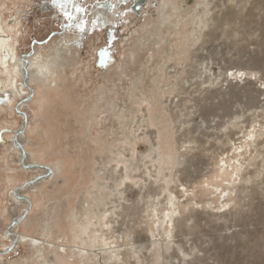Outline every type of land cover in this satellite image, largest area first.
<instances>
[{"label":"rangeland","instance_id":"1","mask_svg":"<svg viewBox=\"0 0 264 264\" xmlns=\"http://www.w3.org/2000/svg\"><path fill=\"white\" fill-rule=\"evenodd\" d=\"M208 1L210 9L219 7L216 11L223 5L241 8L244 2ZM164 4L170 6L169 10ZM201 4L202 0H66L60 7L53 0H0L4 15L20 8L22 58L31 60L37 53L36 57L46 58L47 54L66 64L59 72L54 61L45 64L47 75L51 70L60 75V79L53 78L56 83L49 84L47 100L41 99L44 85L35 76L29 85L34 95L20 112L22 99L8 107V99L14 98L12 93L0 94V264H100L82 262L73 252V246L78 245L79 226L103 229L105 221L98 220L95 193H110L104 200L108 205L101 204L100 210L118 213L112 216V226L119 244H123L122 237L128 242V232L131 238L135 235L132 232L147 238L145 245L149 249L143 251L147 259L133 257L129 263L162 264L163 250L152 245L149 233L154 218L151 205L166 204L169 188L180 190L177 195L181 198L182 184L191 190L211 176L219 153L207 148L206 143L196 166L199 173H193L196 167L189 175L180 173V139L190 137L192 132V136L204 138L203 130L209 132L213 121L227 122L226 127L219 128V136L226 133L229 117L220 110H206L221 98H212L209 91L219 88L212 84L218 79L220 82L227 70L237 69L241 61L239 19L230 28L223 22L211 27L210 15H203L206 10ZM169 11L171 16L164 24L162 14ZM81 22L83 31L77 27ZM197 27L203 28L202 32H196ZM211 32L213 36L208 37ZM196 33L200 34L194 36ZM75 39L79 40L77 47ZM39 61L40 58L33 61V66L37 68ZM0 79L8 80L4 76ZM262 81H255L256 89L264 88ZM244 82L243 79L239 85L243 87ZM221 83L227 92L230 85ZM239 97L236 99L235 94L232 102L243 107L246 99ZM260 106L247 111L248 117L253 112L255 116L243 129L231 124L235 139L243 137L247 126L257 125L256 130L261 131L257 146L261 142L264 145V108ZM25 121L26 153L36 165L51 168L52 176L38 183L33 191L22 193L20 200L14 197V190H27L38 176L33 171H22V164L12 161L17 157L13 130ZM183 131L187 132L185 137ZM253 153L245 162L249 168L244 173L251 176L250 189L257 185L256 192L264 197L260 194V187H264V156ZM7 164L16 169V174L7 173ZM257 168L262 170L261 176L253 175ZM11 175L13 182L9 183ZM164 175L173 182L167 184ZM160 182L168 188L165 194H160ZM241 198L242 203L236 207L231 203L233 213L242 217L237 223L234 217L225 219L213 214L216 210L210 205L205 212L203 196L192 199L193 206L181 208L175 232L181 237L189 264H264V204L249 209L244 203L250 198ZM185 200L186 197L180 199ZM87 202H93L91 212L85 209ZM194 214L203 216L202 226L196 227L199 223L189 218ZM17 215H21V222L14 225L12 217ZM92 217L95 218L88 225ZM231 226H236L238 235L225 240L230 244L226 246L220 236L232 232L228 229ZM185 229L188 237L181 232ZM175 247L172 245L166 255L177 252L175 264H183L184 255ZM206 247L208 251L204 253Z\"/></svg>","mask_w":264,"mask_h":264},{"label":"bare ground","instance_id":"2","mask_svg":"<svg viewBox=\"0 0 264 264\" xmlns=\"http://www.w3.org/2000/svg\"><path fill=\"white\" fill-rule=\"evenodd\" d=\"M243 1L244 2H242L241 8L240 6H233V5L224 6L223 5V7H221L218 11H216L219 8L218 6H215V7L213 6L214 8L210 9L209 8L210 2L208 1L207 3V0H202L201 5H203L206 10L204 11L203 15L204 16H207V14L210 15L209 22L211 21V25H210L211 27H214L213 25H216V27H218L223 22L227 28H230V24L233 23L235 19H239L238 21L239 44L238 45H240L239 49H240L241 61L239 60L240 65L237 66L238 67L237 69H231L230 71L227 70L222 77L221 81L222 82L224 81L226 82L225 84L230 85V88L227 92L222 89L223 86L225 85L221 83V81L219 82V79L217 80L215 84L214 83L212 84L211 82L209 83L212 85L220 86L219 88H216L213 91H209V93H211L210 96L215 99L220 98V97L221 98H220V102L211 103L210 104L211 106H207L206 110H213V111L220 110V112H223L225 116L229 117L230 126L227 125L228 128L226 129V133L223 132L222 133L223 135L220 134L222 136H219V128L221 126L224 127L227 122L223 124V122L213 121L214 125L213 124L209 125V128L207 129V131L209 132L206 133V131L203 130L204 138L200 136H192L193 132L189 131V133L192 132L190 137L180 139V142H181L180 149H183L182 151H180L181 155L179 156V160H178V166L181 165L182 167V169L179 170L180 173L186 176L192 172L191 168L196 167L198 165V161L203 157V153L205 152V143H206L207 148L212 147L213 149H216V151L219 153L217 157L215 158L214 168H213V171H211L212 173L211 176L205 181L198 182L197 186H195L191 190L189 188L190 186L187 187L182 184V186L184 187L181 191V196L186 197V200L183 202L180 201L182 197L179 198L177 195L178 192H180V190L177 192H174L173 188H169L170 195H168L166 198L167 199L166 204H164L163 206L162 205L158 206L159 204L151 205V208L153 209V212H154V218L151 219L152 225L150 226L149 233H151V236L153 239L151 240L153 242L152 245L158 249L163 250L164 261L162 262V264H175V261L179 259V258L173 259L175 256H177L176 255L177 252H174V254H171V255L168 253L169 256L166 255V252H168L171 249L172 245H175L176 246L175 249L184 255L185 259L183 260L184 261L183 264H189V261L186 259L188 256L185 255V249L182 244L181 237L177 235L178 232H175V230L177 229L176 228L177 222L180 221L179 218L182 216L181 208L185 209L188 206H193L192 201L196 200L197 197L203 196L205 198L203 200V202L205 203V212H207L208 208H211V207H208V205H210L213 207V209L216 210L215 212H213V214H216V215L219 214L221 215L222 218H225V219L234 217L233 221H235V223L239 222L242 219V217L236 213H233L234 210H232L233 207H231L232 202L235 203V207H236L237 205L240 204L241 200L243 199L241 197H244V198L249 197L250 198L249 202L244 203L245 206L249 207V209H252L253 206L255 205L258 207V205L264 204V201H263L264 197H260V195L257 193L258 191L256 192V188H258L257 185L251 187L250 189L248 184L250 183L251 176L248 177L247 174L244 173V171L248 170L249 168V166L247 167L245 166V164L247 163L246 161L248 160L249 154L251 155L253 152H257L260 155L264 156V151L261 150V148L264 146V145L262 146L263 142H261L260 146H257L258 145L257 142H259L257 139L261 131L256 130L257 125L252 126L250 124L252 127L251 128L248 126L246 127V132H244L243 137H238L237 139H235L234 138L235 135L233 134L234 130H232L231 128V124H235L234 126L236 128L243 129L244 124L247 125L253 120L255 116V112H253L252 114L250 113L252 116L249 115V117L246 114L250 108L255 107L258 109L259 104H261L260 106L261 108H264V98H263L264 88H259V89L255 88V81L257 79L261 81L264 80V0H251V1L243 0ZM166 5L167 4H164V6ZM169 7H170L169 5L166 6L167 9ZM15 11L16 9L14 11L9 10L8 12L9 16L5 19H3L2 17V15L4 14L0 12V56H1L0 76H4L5 78L8 79V80L0 79V94H3L5 92L12 93L14 98H10V100L8 99L9 101L8 107H12L13 102L16 101V99L18 98L24 99L25 97L31 95V91L26 89L29 87L27 83L25 82V80H24V86L26 88L23 85L22 87H19V84H22V81L24 79V77L19 72V69L21 67L20 63H24V62L18 61V50H19L18 46L20 45V38L22 34L21 26L23 22L20 20L19 17H16L18 13H14ZM171 13L172 12L170 11L164 14L161 13L164 24L171 16ZM200 29L201 27H197V29L195 30L196 32L198 31L202 32L203 28L202 30ZM1 34H4V36H1ZM199 34L200 33H196L194 36H198ZM212 34L213 33L211 32L208 35V37L213 36ZM78 41L79 40L74 41L75 46H78L79 44ZM68 45H71V44H68ZM57 54L59 55V53ZM39 58H40V61L38 62V67L37 68L33 67V64L31 63V61H37ZM25 60L28 64L27 73L29 75V79H28L29 85L32 83L31 79L34 76L37 78H41L42 79L41 81L44 85V89L41 93V99L47 100L48 99L47 89H49L50 87L49 84L56 83L55 81H53L54 77L56 79L58 78L60 79V75H58V73L54 72L53 70H51L50 74L48 75L45 72L47 70V67L45 64H49L54 61L52 58V55H48L46 58H42L41 56L38 55L37 57L32 58L31 60H28L27 58ZM45 60L48 62H44ZM54 62H55L54 68L57 69V71L58 70L61 71L60 69L64 68L63 61H62L63 64L61 63L59 59H57ZM206 68H207V65L205 64V72H206ZM243 79L245 80L244 82L245 87L244 85H242L243 87L239 85L240 83L243 82ZM179 93L181 94V92ZM222 94H225V95L222 96ZM235 94L237 96L236 99H238V95L242 97V99L244 98L246 99V102L243 107L240 104H237V102L235 103L232 102V98L233 96H235ZM236 99L235 101H237ZM27 103L28 102H26L22 106L19 105L20 110L18 111L20 112ZM232 105L233 107L231 108ZM226 106L228 107V110H226L227 109ZM223 107H224V110H223ZM23 126H24V123H22L18 127V129L13 130L14 132L19 131V130L21 131L17 137L14 136V145L18 146V148L22 151L21 153V151H19L17 147H16L17 149L15 148L17 150V157L12 161L17 162L18 164H22L24 151H26L23 145H25L26 143L27 136H26V129L25 131L23 130L25 126L24 127ZM249 129H250V132H249ZM186 134L187 132L183 131L184 137ZM253 146H255L256 148L255 151L253 149ZM156 151L157 150H155V152ZM25 163L28 166L21 165L20 169L25 172H28V171L36 172L38 176L36 180L33 181L34 183L29 184V188H27V190L23 191V190H19L18 188L14 190L13 192L15 195L14 197L20 198V200H21V197H24V196H21L22 193H26L28 190L33 191L34 189H36L38 183L45 181L52 176L51 168L47 166L45 167L34 166L36 164L34 163L32 157L28 155V153H27V158L25 160ZM256 165H259V163H256ZM6 167H7L6 168L7 173L16 174L17 171L15 168H12L8 164ZM200 168L202 169V167ZM260 168H257V171H255L253 175L261 176L262 170ZM202 170H201V173H202ZM193 173L195 174L199 173L198 167L194 169ZM13 176L12 175L8 176L9 183L13 182V178H12ZM189 178L195 179L197 178V176L195 177L190 176ZM163 180H165L167 184H170L173 182V179H170L168 175H164ZM178 181H181V180L178 179ZM104 186H107V185H104ZM158 189L160 190V194H163V193L165 194V190L168 188L165 187V185L160 182L158 185ZM249 189L250 191H248ZM260 194L264 195V187L263 188L260 187ZM109 195L110 193L104 194L102 196H98V193H95V198H94L95 199L94 203H96L97 205L96 208L97 210H99L98 220L100 221V219L103 218L105 221V223L103 224V229L101 230L98 228L91 229L89 227H86L84 229L82 226H79V230L76 234L79 237L77 239L78 241L76 240L77 241L76 244L78 245L73 246V249H74L73 252H75L76 255L81 257L82 262L93 261L94 263L98 262L100 264H130L129 260L133 257H136L137 260L139 261L144 260L147 257V255L143 251L144 249H149V246L145 245V243H147V241L145 242L147 238L145 236L141 237L140 232H132V233H135L133 238H131V235H132L131 232H128L127 236L124 235L126 237V240H128V242L126 241L127 243H125L124 237H122L123 244H119L118 240H120V238H117V237L115 238L114 229L112 226L114 223V221H112V216L118 213H114L110 211L109 213H106L105 210H100L101 204H104V206L108 205V203L105 202L104 200L109 199V197H107ZM98 197H103L104 199L102 200ZM208 197H213V198H208ZM220 200H221V205H219ZM256 201H259V203H255ZM84 204H86V202ZM90 205H93V202L92 203L87 202V207L85 208L87 209L86 210L87 212L92 211V209L89 208ZM195 205L198 206L197 203ZM223 208H225V210L221 211L223 210ZM189 211L191 212V209ZM202 211L204 212L203 208H202ZM245 211L247 212V210ZM196 212H199V211H196ZM20 218H21V215H17L15 219L14 217H12V220L19 221L21 220ZM94 218L95 217H92L90 219V221L88 222V225H91L92 219ZM189 218H192L194 220V224L199 223V225H196V227L202 226L201 224V220L203 218L202 215L194 214L190 216ZM209 222L211 221L209 220ZM80 225H83V224H81L80 222ZM231 227H228V229H231V230L233 229L232 232H227L220 236V238L224 239V241L225 240L227 241L228 239L230 240L236 237L235 236L237 234L236 226H233L234 228L233 227L231 228ZM181 232H183L182 234L185 237L189 236V235L187 236V234L189 233L187 229ZM79 239L82 241V245L79 244L80 242ZM238 239L239 238H237V240ZM189 241L191 240H188V242ZM97 245H99L100 248H97ZM224 245L230 246L228 242H226V244ZM207 248L208 247L203 248L204 253L206 251L205 249ZM195 249L198 250L197 247H195ZM2 251H5L4 248L3 250H1V252ZM197 259L204 260V258H200V257H197Z\"/></svg>","mask_w":264,"mask_h":264},{"label":"flooded vegetation","instance_id":"3","mask_svg":"<svg viewBox=\"0 0 264 264\" xmlns=\"http://www.w3.org/2000/svg\"><path fill=\"white\" fill-rule=\"evenodd\" d=\"M9 12V11H8ZM14 13H18L17 15H16V17H19L20 18V8L18 9V10H16ZM9 16V13H7L6 15H2V17H3V19H5V18H7ZM20 20L22 21V19L20 18ZM21 28H22V26H21ZM21 31H23V29H21ZM22 35V34H21ZM1 36H4V34H1ZM70 48L72 47V45H68ZM75 47H77V46H75ZM18 61H21V62H24V63H20V65H21V67H20V69H19V72H20V74L24 77V79H23V81H22V84H19V87H22V85L24 86V80H25V82L27 83V85H28V87L29 88H26L25 86V88L26 89H28L29 91H31V94H33L34 95V90L32 91V88H30V86H29V81H28V79H29V75H28V73H27V67H28V64H27V62H26V58H28L27 56H26V58L25 59H23L21 56H20V45L18 46ZM60 49H62V48H60ZM41 53V52H40ZM38 54V53H37ZM37 54H35V57H36V55ZM46 56H48L47 54H45ZM29 56V55H28ZM55 56V55H54ZM20 57V58H19ZM34 57V58H35ZM0 58H1V56H0ZM15 61H17V60H15ZM15 63V62H14ZM31 63H33V61H31ZM65 64V63H64ZM33 67H35V66H33ZM63 67H64V69H65V65H63ZM36 68V67H35ZM62 71V70H61ZM58 72H59V70H58ZM26 73V74H25ZM33 79V78H32ZM32 79H31V82H32ZM30 82V83H31ZM32 84V83H31ZM6 93V92H5ZM27 96V95H26ZM31 96V95H30ZM30 96H27V97H25L24 99H22V103L23 104H21L20 106H22V105H24L26 102H28L29 101V98H30ZM24 97V96H23ZM27 105V104H26ZM25 105V106H26ZM20 110V109H19ZM24 127V126H23ZM20 131V130H19ZM17 132V131H16ZM16 132H14V133H16ZM18 136V135H17ZM17 143H18V141H17ZM15 147H17L18 148V146H15ZM23 147H24V145H23ZM19 149V148H18ZM25 149V148H24ZM20 150V149H19ZM21 151V150H20ZM21 153H22V151H21Z\"/></svg>","mask_w":264,"mask_h":264},{"label":"snow or ice","instance_id":"4","mask_svg":"<svg viewBox=\"0 0 264 264\" xmlns=\"http://www.w3.org/2000/svg\"><path fill=\"white\" fill-rule=\"evenodd\" d=\"M53 2H54L55 4H57V5H59L60 7H64L66 0H53ZM77 10L79 11V9H77ZM65 15L68 16V19H69V20L72 19L71 15H69L68 13H65ZM77 27H78L81 31H83V29H84V24H83V22H81L80 24H78ZM94 27H95V25H94Z\"/></svg>","mask_w":264,"mask_h":264},{"label":"water","instance_id":"5","mask_svg":"<svg viewBox=\"0 0 264 264\" xmlns=\"http://www.w3.org/2000/svg\"><path fill=\"white\" fill-rule=\"evenodd\" d=\"M24 126H25V128L23 129L24 131H25V129H26V126H27V122L25 121V123H24ZM21 131H17L16 133H15V136L17 137V135L20 133ZM16 137H15V139H16ZM26 158H27V153H26V151H24V156H23V161H22V165H24V166H27V164L25 163V160H26ZM32 166V165H31ZM30 166V167H31ZM34 166H40V165H34ZM41 167V166H40ZM42 167H44V166H42ZM49 169V168H48ZM20 221H16V220H14L13 221V224L15 225V224H18Z\"/></svg>","mask_w":264,"mask_h":264}]
</instances>
